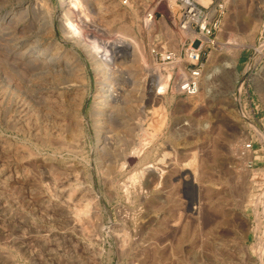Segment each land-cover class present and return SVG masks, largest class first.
I'll return each mask as SVG.
<instances>
[{
    "label": "rangeland",
    "instance_id": "rangeland-1",
    "mask_svg": "<svg viewBox=\"0 0 264 264\" xmlns=\"http://www.w3.org/2000/svg\"><path fill=\"white\" fill-rule=\"evenodd\" d=\"M79 1L0 0V264H264V0H196L192 96L182 0Z\"/></svg>",
    "mask_w": 264,
    "mask_h": 264
},
{
    "label": "built area",
    "instance_id": "built-area-1",
    "mask_svg": "<svg viewBox=\"0 0 264 264\" xmlns=\"http://www.w3.org/2000/svg\"><path fill=\"white\" fill-rule=\"evenodd\" d=\"M185 6L184 26L189 22H196L198 32L196 38L191 43L190 52L188 53L189 66L186 67L185 76L178 83L179 88L186 95H195L200 86V81L205 68L204 55L206 46L214 43V34L218 24L212 25L207 21L203 9L199 7L196 0H182ZM244 154L252 152L254 147L251 142L245 144ZM248 167H252L249 164Z\"/></svg>",
    "mask_w": 264,
    "mask_h": 264
},
{
    "label": "bare ground",
    "instance_id": "bare-ground-1",
    "mask_svg": "<svg viewBox=\"0 0 264 264\" xmlns=\"http://www.w3.org/2000/svg\"><path fill=\"white\" fill-rule=\"evenodd\" d=\"M69 1H71V3L72 2H74V1H76V0H69ZM104 1V0H103ZM199 1V0H198ZM78 2L80 3V1L78 0ZM105 2V1H104ZM112 2V1H111ZM110 3V2H109ZM114 3V2H113ZM81 4V3H80ZM84 4V3H83ZM86 4V3H85ZM105 4V3H104ZM114 5V4H113ZM184 5V4H183ZM72 7H70V9H67L68 11H71V13L73 12V11H75V5H71ZM108 7V6H107ZM112 7V6H111ZM166 7V6H165ZM95 8V7H94ZM122 8V7H121ZM112 9V8H111ZM110 9V10H111ZM124 9V8H123ZM78 10V9H77ZM106 10V9H105ZM117 10V9H116ZM122 10V9H121ZM134 10V9H133ZM166 10V9H165ZM114 11V10H113ZM117 11H119V10H117ZM79 12V11H78ZM82 12V11H81ZM125 12V11H124ZM135 12V11H134ZM108 13V12H107ZM138 13V12H137ZM120 14V13H119ZM111 15V14H110ZM115 15V14H114ZM139 15V14H138ZM170 15H171V13H170ZM169 15V16H170ZM120 16V15H119ZM173 16V15H172ZM139 17V16H138ZM78 18V17H77ZM110 18V17H109ZM114 18V17H113ZM117 18V17H116ZM120 18V17H119ZM86 20V19H85ZM114 20H115V18H114ZM117 21V20H116ZM131 21V20H130ZM108 22H110V21H108ZM81 23V22H80ZM125 23V22H124ZM132 23H133V21H132ZM89 25V24H88ZM127 25V24H126ZM82 27V26H81ZM80 26H77V24L75 25V29H77V30H82V28H81ZM125 27V26H124ZM73 28V27H72ZM138 28V27H137ZM80 30V31H81ZM112 30V29H111ZM115 30V29H114ZM73 31V30H72ZM76 31V30H75ZM117 30H115V32H116ZM74 32V31H73ZM110 32V31H109ZM115 32H113V33H115ZM80 33V32H79ZM112 33V32H111ZM125 33V32H124ZM122 31H121V29H118V31L116 32V35L118 36V37H124V38H126L127 36L129 37V35H126V33L124 34ZM73 34V33H72ZM75 34V33H74ZM91 35V34H90ZM183 35V34H182ZM126 36V37H125ZM83 37V36H82ZM130 38H131V36H130ZM128 40V39H127ZM234 40V39H233ZM81 41V40H80ZM129 42H130V49L133 51L134 49H133V47H134V45H135V41L133 40V38H131V39H129L128 40ZM77 42V41H76ZM85 42V41H84ZM82 43V42H81ZM127 43V42H126ZM83 44V43H82ZM127 45H128V43H127ZM138 46H139V44H138ZM135 47H136V45H135ZM140 47V46H139ZM137 49V48H136ZM135 49V50H136ZM96 51V50H95ZM137 51H135L134 53H135V55L136 54H138V53H136ZM138 52H140V51H138ZM132 53V52H131ZM134 53H132V54H134ZM142 53V52H141ZM131 54V55H132ZM134 55V56H135ZM137 56V55H136ZM132 57V56H131ZM144 56H141V58H143ZM98 59V58H97ZM98 61V60H97ZM142 61V60H141ZM144 61V60H143ZM146 61V60H145ZM127 62V61H126ZM144 63V62H143ZM96 64H97V70H99V71H102V67H101V63L100 62H96ZM141 65V64H140ZM140 65H139V67H140ZM104 66V65H103ZM110 67V66H109ZM145 67V66H144ZM147 67V66H146ZM128 68V67H127ZM140 69V68H139ZM144 69H146V68H144ZM107 70V69H106ZM104 71H105V69H104ZM104 71H102V73L104 72ZM111 71V70H110ZM156 72V71H155ZM105 73V72H104ZM113 73V72H112ZM150 73V72H149ZM158 73V72H157ZM125 75V74H124ZM157 75V74H156ZM130 77V76H129ZM154 77V76H153ZM122 78V77H121ZM163 77H161L160 79H162ZM152 79V78H151ZM109 80V79H108ZM157 80L158 79H156L155 80V77H154V79H152L151 80V85H153V90L156 88V86H157ZM163 80V79H162ZM159 81V80H158ZM109 82H112V81H109ZM150 82V81H149ZM108 83V82H107ZM136 83V82H135ZM159 83H161V82H159ZM158 83V84H159ZM164 83V82H163ZM156 85V86H155ZM164 85V84H163ZM159 86V85H158ZM160 87V86H159ZM161 87H162V85H161ZM161 87H160V89H161ZM123 88V87H122ZM131 88V87H130ZM158 88V87H157ZM158 92V91H157ZM152 93H154V91L152 92ZM55 95H56V93H54ZM155 95H158V93H156ZM46 98V97H45ZM47 99V98H46ZM103 100V99H102ZM105 100V99H104ZM50 101V100H49ZM57 101V100H56ZM127 101V100H126ZM55 102V101H54ZM105 102H106V100H105ZM53 104H55V103H53ZM57 104V103H56ZM146 132V131H145ZM145 134V133H144ZM149 141H150V138L149 137H145V138H142L141 139V141H140V145L141 146H146L148 143H149ZM136 142H138V141H136ZM130 143H132V142H130ZM65 146V145H64ZM137 148V147H136ZM30 152V151H29ZM136 157V156H135ZM28 159V158H27ZM165 160V156L163 155V157L161 158V161H164ZM29 161V160H28ZM150 165V164H149ZM149 167H151V166H149ZM162 173V172H161ZM182 174V173H181ZM30 176V175H29ZM74 176V175H73ZM186 177L188 178L187 179V183L188 184H190L193 188H195L196 187V173L194 172V171H190V172H186ZM77 178H78V176H77ZM70 180V179H69ZM56 181V180H55ZM68 182V181H67ZM2 184V183H1ZM59 184V183H58ZM68 185V184H67ZM79 185V184H78ZM60 186V185H59ZM61 187V186H60ZM80 187V186H79ZM89 187V186H88ZM62 189V188H61ZM61 189H60V191H61ZM64 189V188H63ZM67 190V189H66ZM66 190H64L63 192H64V194L65 193H67V194H65V196H66V202H69V203H71V200H74V199H72V195H71V193L70 192H66ZM77 190V189H76ZM87 190V189H86ZM57 191V190H56ZM75 191V190H74ZM78 192H79V190H78ZM59 193H61V192H59ZM73 193V192H72ZM86 193V192H85ZM92 194V193H91ZM80 195V194H79ZM84 195V194H83ZM85 196V195H84ZM84 198V197H83ZM80 201H81V199H80V197L78 198ZM77 199V200H78ZM87 199H88V197H87ZM76 200V199H75ZM79 201V202H80ZM88 202V201H87ZM78 203V202H77ZM47 204V203H46ZM72 204V203H71ZM77 205V204H76ZM84 205H86V204H84ZM147 205V204H146ZM68 208V207H67ZM85 208V207H84ZM69 211H70V209H68ZM74 210V209H73ZM81 210V209H80ZM86 211V210H85ZM80 212H82V211H80ZM68 215V218H69V220L73 223V225H74V227L79 231H81V230H84V214H77L76 212H69V214H67ZM94 219V218H93ZM87 220V219H86ZM101 223V222H100ZM103 226V225H102ZM73 227V228H74ZM100 227V226H99ZM137 228V227H136ZM126 229V228H125ZM92 232V231H91ZM132 232V231H131ZM83 233V232H82ZM95 237V236H94ZM87 238H89V237H87ZM154 239H156V238H154ZM118 240V239H117ZM44 241V240H43ZM58 242V241H57ZM128 243V242H127ZM93 254V253H92ZM11 255V254H10ZM96 255V254H95ZM136 256V255H135ZM6 258V257H5ZM96 259V258H95ZM9 260H10V258H9ZM10 262V261H9ZM16 263V262H15Z\"/></svg>",
    "mask_w": 264,
    "mask_h": 264
}]
</instances>
